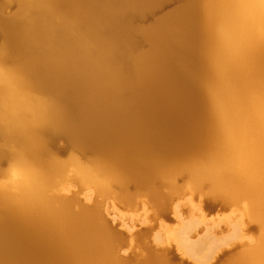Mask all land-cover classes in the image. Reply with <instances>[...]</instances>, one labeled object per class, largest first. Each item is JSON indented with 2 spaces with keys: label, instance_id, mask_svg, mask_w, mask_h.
Returning a JSON list of instances; mask_svg holds the SVG:
<instances>
[{
  "label": "bare ground",
  "instance_id": "1",
  "mask_svg": "<svg viewBox=\"0 0 264 264\" xmlns=\"http://www.w3.org/2000/svg\"><path fill=\"white\" fill-rule=\"evenodd\" d=\"M214 3L0 0V264H169L122 259L104 202L161 214L204 190L259 227L233 264H264V0Z\"/></svg>",
  "mask_w": 264,
  "mask_h": 264
},
{
  "label": "rangeland",
  "instance_id": "2",
  "mask_svg": "<svg viewBox=\"0 0 264 264\" xmlns=\"http://www.w3.org/2000/svg\"><path fill=\"white\" fill-rule=\"evenodd\" d=\"M177 7L179 2H170L137 19L135 24L140 28H146ZM64 149L66 144L58 143L55 147L57 156L65 158L67 152L63 155L59 153ZM67 151L68 154L71 152L68 149ZM74 153L83 161L93 157L89 152ZM185 181L182 176L177 177L180 187L185 186ZM67 191L63 192V195H79V199L88 205L97 200L92 190L80 191L78 187L72 185ZM85 191L88 192L87 195H92H89L90 202L86 200ZM205 191L203 194L188 192L182 200H176L169 211L161 214L144 197L137 198L134 207L128 209L117 200L110 198L108 201L105 200L103 210L105 209L109 224L113 223L110 226L123 240L119 251L120 257L129 262H136L148 254H157L165 258L169 264H200L201 261L198 262L199 260L190 254L191 249L185 248L186 243H183L182 239L185 232L190 238L189 245L192 244L194 248L192 252L196 251L195 253L204 259L201 264H233L234 258L245 251L255 249L261 235L257 223L248 219L242 206L229 207L219 199L213 200ZM179 215L182 222L175 218ZM209 239L214 242L211 243ZM209 243L213 244L211 250L208 249Z\"/></svg>",
  "mask_w": 264,
  "mask_h": 264
},
{
  "label": "clouds",
  "instance_id": "3",
  "mask_svg": "<svg viewBox=\"0 0 264 264\" xmlns=\"http://www.w3.org/2000/svg\"><path fill=\"white\" fill-rule=\"evenodd\" d=\"M216 5L214 0H205V12L206 14L211 17ZM261 10H264V3L259 5ZM11 71L10 69H6L2 64H0V85L4 83V77L7 72Z\"/></svg>",
  "mask_w": 264,
  "mask_h": 264
}]
</instances>
